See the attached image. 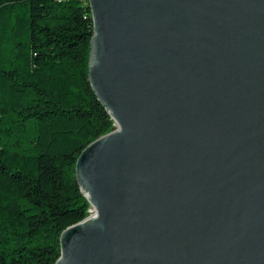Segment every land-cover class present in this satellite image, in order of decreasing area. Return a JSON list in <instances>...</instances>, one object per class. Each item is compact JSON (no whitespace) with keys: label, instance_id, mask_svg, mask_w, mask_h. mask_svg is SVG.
Masks as SVG:
<instances>
[{"label":"water","instance_id":"obj_1","mask_svg":"<svg viewBox=\"0 0 264 264\" xmlns=\"http://www.w3.org/2000/svg\"><path fill=\"white\" fill-rule=\"evenodd\" d=\"M116 128L80 154L94 212L56 264H264V0H89Z\"/></svg>","mask_w":264,"mask_h":264},{"label":"trees","instance_id":"obj_2","mask_svg":"<svg viewBox=\"0 0 264 264\" xmlns=\"http://www.w3.org/2000/svg\"><path fill=\"white\" fill-rule=\"evenodd\" d=\"M89 0H0V264H56L91 204L82 151L116 124L89 77Z\"/></svg>","mask_w":264,"mask_h":264},{"label":"rangeland","instance_id":"obj_3","mask_svg":"<svg viewBox=\"0 0 264 264\" xmlns=\"http://www.w3.org/2000/svg\"><path fill=\"white\" fill-rule=\"evenodd\" d=\"M94 212V210H93V208H91V213L90 214H92Z\"/></svg>","mask_w":264,"mask_h":264}]
</instances>
